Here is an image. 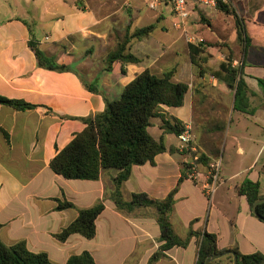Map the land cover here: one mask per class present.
Listing matches in <instances>:
<instances>
[{
	"label": "crops",
	"instance_id": "1",
	"mask_svg": "<svg viewBox=\"0 0 264 264\" xmlns=\"http://www.w3.org/2000/svg\"><path fill=\"white\" fill-rule=\"evenodd\" d=\"M149 2L0 0V95L36 106L20 111L0 105V239L5 245L24 242L29 251L46 253L55 264H66L85 251L97 264L149 263L163 244L158 213L152 206L132 212L117 208L112 193L119 170L105 169L98 180H69L50 164L86 128L83 119L103 112L106 100L120 98L138 75L147 69L157 76L175 70L173 81L189 86L184 104L162 106L149 128L168 150L152 164L133 167L123 197L131 201L134 194L146 193L162 200L177 189L171 222L180 238L187 239L191 229L207 232L217 236L221 251L264 255V222L239 193L249 179L261 184L264 195V0H237V15L190 5L181 29L173 25L171 5L153 9ZM168 13L175 17L172 27L161 23H167ZM237 17L244 40L239 38ZM151 24H158L152 34L130 43L141 63L125 66L126 73L122 63L108 71L106 58L118 39ZM33 37L48 56L70 70L41 67L30 47ZM190 44H202L207 51L208 61H198L202 69L191 60ZM229 55L247 86L239 110L237 90L211 72ZM165 121L192 127L203 171L212 160L222 161L224 184L212 201L186 179L191 156L180 150L178 135L164 133ZM64 202L73 207L60 209ZM100 202L105 210L97 219L95 238H57L80 210ZM199 250L195 236L154 264H199Z\"/></svg>",
	"mask_w": 264,
	"mask_h": 264
},
{
	"label": "trees",
	"instance_id": "2",
	"mask_svg": "<svg viewBox=\"0 0 264 264\" xmlns=\"http://www.w3.org/2000/svg\"><path fill=\"white\" fill-rule=\"evenodd\" d=\"M224 12L231 14L226 7H219ZM158 24H151L138 29L134 34L127 33L118 39L117 47L111 51L107 58V70L112 71L116 63L125 66L139 64L141 60L130 51V43L134 38H142L152 34ZM239 38L244 40L245 30L237 17ZM215 46H227L215 44ZM30 47L37 56L39 65L49 70L67 71L70 67L57 63L55 57L48 56L40 47V43L34 39L30 41ZM190 56L193 64L202 69L198 63L203 59L208 61L207 51L203 45H189ZM212 75L219 80H224L229 87L235 88V109L239 110L238 102L244 98L247 86L242 78V71L233 67L232 57H227V62L222 63L219 70L211 71ZM175 70L166 72L163 76L152 74L145 70L126 86L120 98L106 100V108L103 112L84 118L86 128L75 135L74 139L51 161V169L58 175L69 180H98L103 170L117 169L119 174L114 178L115 190L112 199L119 210L132 212L138 208L152 206L157 210L158 223L161 227V240L163 244L151 257L148 264H154L164 257L165 252L175 246H187L191 238L197 236L200 239L199 264L215 255L221 254L217 245V236L205 232L198 234L192 229L187 239L180 238L171 222V214L175 206L177 189L173 190L165 199L156 200L146 193H138L132 196L131 201H126L122 194L123 184L131 177L134 166H142L154 163L155 158L168 149L164 139L157 140L149 132L152 119L158 116L162 106L180 107L184 104L185 95L189 86L173 81ZM204 71L201 70V74ZM264 86V81H260ZM91 89L93 87L89 86ZM0 105L9 106L16 110L25 111L34 109L36 106L21 100H13L0 95ZM164 133L180 135L184 126L178 123L164 122ZM7 135V134H6ZM8 136V135H7ZM202 161L204 159L202 158ZM239 193L245 195L253 208L257 201L264 199L261 193V184L249 179L239 186ZM70 202L61 203L59 208H71ZM104 202L82 209L79 215L61 234L57 235L60 240H67L73 234H79L86 239H93L97 234V219L104 212ZM257 218L264 222V202L256 207ZM2 225L0 224V229ZM239 258V264H260L264 261L261 253L243 255L235 250ZM226 259L213 261L211 264H225V260L233 262V255H227ZM0 264H55L46 253H33L28 250L24 242L12 246L5 245L0 239ZM66 264H97L92 254L88 251L80 255L72 256Z\"/></svg>",
	"mask_w": 264,
	"mask_h": 264
},
{
	"label": "built area",
	"instance_id": "3",
	"mask_svg": "<svg viewBox=\"0 0 264 264\" xmlns=\"http://www.w3.org/2000/svg\"><path fill=\"white\" fill-rule=\"evenodd\" d=\"M236 2L237 0H150L149 3L153 9L163 3L171 5L176 15V21L173 25L175 28L181 29L189 19L188 6L190 5L203 8L229 7L235 9ZM184 128L178 138L180 140V150L191 156V161L186 169V179L200 186L212 201L217 190L224 184L221 176L222 161L220 159L212 160L208 164L207 171H203V155L196 145L192 127L186 125Z\"/></svg>",
	"mask_w": 264,
	"mask_h": 264
},
{
	"label": "water",
	"instance_id": "4",
	"mask_svg": "<svg viewBox=\"0 0 264 264\" xmlns=\"http://www.w3.org/2000/svg\"><path fill=\"white\" fill-rule=\"evenodd\" d=\"M264 202V199H261L259 201L256 202L255 206L253 207V212L256 213V207L258 204ZM227 255H233L234 259H233V262L234 264H239V258H238V255L237 253L234 251V250H227L221 254H218V255H215V256H212L210 257L205 264H211L213 261L215 260H219ZM260 264H264V261H262Z\"/></svg>",
	"mask_w": 264,
	"mask_h": 264
},
{
	"label": "rangeland",
	"instance_id": "5",
	"mask_svg": "<svg viewBox=\"0 0 264 264\" xmlns=\"http://www.w3.org/2000/svg\"><path fill=\"white\" fill-rule=\"evenodd\" d=\"M189 7V6H188ZM203 8V7H202ZM229 11H230V13L231 14H235V15H237V11H236V9H238V7H236L235 9L234 8H229V7H226ZM203 9H205V8H203ZM239 11V10H238ZM174 15L172 16L170 13H168L167 14V19H168V21H167V23H165L164 21L163 22H161L162 24L164 23L167 27H172V20H174ZM201 20L202 21H204L205 20V18L204 17H201ZM156 36V35H155ZM116 47H117V44L115 45V49H116ZM227 263L228 264H232L230 261H227Z\"/></svg>",
	"mask_w": 264,
	"mask_h": 264
}]
</instances>
